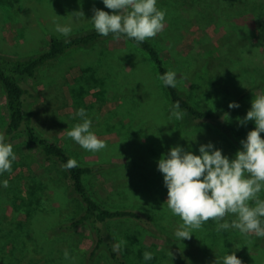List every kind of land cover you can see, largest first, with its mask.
<instances>
[{
	"label": "rangeland",
	"instance_id": "obj_1",
	"mask_svg": "<svg viewBox=\"0 0 264 264\" xmlns=\"http://www.w3.org/2000/svg\"><path fill=\"white\" fill-rule=\"evenodd\" d=\"M185 1L189 5L194 3L191 6L200 11L201 16L194 21L182 15L166 16L164 30L150 39L161 51L169 70L176 73L177 85L188 91L192 102L197 105L207 103L211 110L224 111L225 119L231 123L239 141L246 139L247 133L255 128V123L249 121L241 126L238 118H244L251 108L252 99L264 94V89L251 92L244 99L237 98L240 90L249 87L247 80H264V26L259 28L256 25L250 35L241 34L254 45L250 51L256 54V64L263 67V72H256L243 60L231 63V66L229 63L228 69L224 56L225 66L222 69L210 78L202 75L196 85H191L187 76L198 55L205 56L207 46L218 43L229 31L220 25L214 12L204 13V7L195 0ZM256 2L258 12L263 11L261 5H264V0ZM157 7L160 10L166 8L162 6V0H157ZM94 8L111 11L105 8L102 0H0V55L31 57L38 54L45 49L51 36L64 37L56 32V24L70 25L71 34L93 27L90 19ZM76 11H82L84 18L74 20L70 14ZM224 12L227 11H221L222 14ZM249 17L236 19L235 26L249 25L250 22L246 21ZM226 53L228 58L231 56L230 60L237 58L231 52ZM39 73L37 80L29 81L39 97L33 107L52 139L62 142L72 157L83 165L107 164L102 172L87 178L88 187L96 198L107 206L136 204L141 202L140 199L149 198L138 194L141 189L152 187V198L159 199L161 203L158 213L148 215L153 218L154 231L130 220L110 224L109 233L115 238L113 241H127L121 250L127 261L130 264L197 263L194 256L199 255V252H196L195 239L191 237L179 241L174 235L181 227L182 220L173 215L167 206L163 176L160 173L155 177L159 172L157 162L161 157L154 155L159 154L163 143L166 147L163 155L166 156L169 149L175 146L195 155L198 151L193 150L195 145L199 148L210 142L214 149L222 150L223 155L233 159L237 151L230 142L209 124L191 123L185 116L180 121L169 119L171 105L151 63L139 49L121 39H110L88 48L74 49ZM232 102L238 103L239 108L229 109L228 105ZM81 108L86 110L87 118L92 121L91 130L106 143L105 149L98 152L85 150L67 136L75 124L82 122V118L77 115ZM5 123L6 110L0 88V133ZM261 137L264 138V133H261ZM11 145L17 158L12 164L11 173L5 174V180L21 181L17 188L19 196H25L24 187L30 185L35 188L44 205L63 206L60 199L70 202L68 195H56V189L46 187L49 176L54 175L57 180L56 168L48 163H36L21 136L15 135ZM50 186L57 188V184ZM158 188L162 189L161 193ZM258 196L261 198V192ZM12 201L0 204V215L8 219L14 215L24 219L25 213L15 207ZM72 204H64L65 215L69 214ZM211 230L217 240L226 237L232 240L230 243L238 241L242 256L245 253H257L260 249L264 252V237L245 235L235 228L227 230L230 233L237 230L241 235L224 236L222 230L217 231L216 225ZM251 245L256 249L250 251V254L244 247L249 249ZM146 251L153 253V259L144 260L143 254ZM190 256L194 261L188 259ZM206 259L209 261L208 257ZM210 262L218 264L216 259Z\"/></svg>",
	"mask_w": 264,
	"mask_h": 264
},
{
	"label": "trees",
	"instance_id": "obj_2",
	"mask_svg": "<svg viewBox=\"0 0 264 264\" xmlns=\"http://www.w3.org/2000/svg\"><path fill=\"white\" fill-rule=\"evenodd\" d=\"M195 1L204 7V13L214 12V17L216 15V19L219 18L220 20V25L228 29L229 32L218 43L207 46L205 56L198 55L195 65L190 68L192 70H189L187 76L191 85H196L201 80L202 75L210 78L211 75L222 69L225 66L224 56H226L228 69L231 63L236 61L240 63L243 60L250 68L256 69V72H263V67L256 64V54L250 51V49L253 50L252 46L254 45L251 44V41L243 38L241 34L248 33L247 35H250L255 30L256 25L259 28L264 26V8L263 11L258 12L256 0ZM191 5L185 0H162V6L166 7L163 10H167L166 16L168 18L182 15L189 17L191 21L197 20V17L201 16V12ZM261 6L264 7V5ZM223 10L227 12L222 14L221 11ZM247 16H250L246 20L250 22L249 25L235 26L236 19H243ZM110 39H113L111 34L108 37H102L95 31L94 27H90L71 34L69 37L51 36L45 49L31 57L0 55V88L3 91L6 110V123L2 130L5 135V142L11 144L15 135L24 138L30 155L36 163L40 165L48 163L58 171L57 180L54 179V175L46 179V187L56 189V195H68L70 202L59 198L63 206L73 203L69 214L65 215L63 206L44 205L45 203L39 199L35 188L30 185L24 187L26 195L19 196L17 188L21 181L18 179L13 182L7 180L9 184L7 188L3 187L2 189L3 185H1L0 204L11 203L14 200L12 204L22 209L25 217L19 219L14 215L13 218L8 219L0 215V264H40L41 262L44 264H130L122 251L119 253L113 251V242L115 243V241L109 233L110 224L130 220L149 231L155 230L153 218L148 215L158 213L161 209V203L159 199L152 198L153 188H142L138 194L141 197L149 198L140 199L141 202L136 204L107 206L100 202L89 189L87 178L102 172L107 168V164L83 165L77 161L79 166L76 168L71 170L62 168V165L66 164L69 159L74 158L62 142L52 139L51 133L39 120L38 113L33 107L35 103H38L39 97L29 81L37 80L41 69L57 62L61 56L74 49L88 48ZM121 40L146 55L170 102V109L172 104L178 101L180 109L186 113L185 118L189 122L211 125L230 142L236 151L242 150L231 123L225 119L224 111L211 110L207 103L197 105L192 102L187 90L181 89L178 85L175 88L167 87L159 79L160 76L170 70L161 51L150 38L139 45L125 37H122ZM226 52H231V55L232 53L235 54L237 58L230 60L231 56L228 58ZM246 84L249 87L240 90L238 100L244 99L251 92L264 89V80L257 82L247 80ZM163 144L159 148V154L155 153L154 156L161 157L164 154L166 147ZM195 149H198L197 145L194 146L193 150L196 151ZM195 153L197 155L199 152ZM5 174L0 175V182L5 180ZM158 175L160 172L155 177ZM51 184H57V188L50 186ZM2 190L3 192H1ZM157 190L162 192L161 188ZM260 199L264 200V190L261 191ZM235 218H237L236 215L228 214L225 221L231 223ZM261 220L264 222V218ZM215 225L218 228L217 223L210 220L204 223L201 229L192 231V237L195 239L193 242L195 245L197 244L196 248L198 249L195 251L199 252V255L194 256L197 258L195 264H211L210 261L215 259L218 264H223L224 257L232 253L239 255L236 256L242 261V264H264V252L261 249L257 250V253H250L256 249L254 245H251L252 247L249 249L243 246L244 250L251 255L245 253L242 256V250L238 249L240 246L238 241L237 243H230L232 240L226 237L217 240L211 230L214 229ZM221 234L224 236L227 234L241 235L237 230L233 233L222 230ZM86 240L90 242L88 243ZM65 251L69 253L70 257L67 260L64 258ZM206 257L209 261H206ZM188 259L194 261L191 256Z\"/></svg>",
	"mask_w": 264,
	"mask_h": 264
},
{
	"label": "clouds",
	"instance_id": "obj_3",
	"mask_svg": "<svg viewBox=\"0 0 264 264\" xmlns=\"http://www.w3.org/2000/svg\"><path fill=\"white\" fill-rule=\"evenodd\" d=\"M102 3L111 11L94 8L90 19L102 37L111 34L114 41L125 37L139 45L165 28L166 10L158 9L157 0H102ZM70 16L77 20L84 18V13L76 11ZM55 30L64 37L72 33L70 25L56 24ZM159 79L167 87L177 85L174 71L164 73ZM239 106L235 102L228 105L229 109ZM185 114L177 101L172 104L169 119L180 121ZM77 115L82 122L75 124L67 136L85 150L98 152L105 149L106 143L91 130L92 121L87 118L86 110L79 109ZM249 121H254L255 128L240 141L242 150H238L233 159L223 155L222 150L214 149L209 142L199 146V155L175 146L158 160L157 170L167 189V206L182 220L174 234L179 241L190 239L193 230L201 229L210 220L218 224L217 231L235 228L245 235L264 237L261 220L264 218V200L258 196L264 190V138L261 137L264 133V94L253 98L250 110L243 119L238 118L241 126ZM16 158L12 145L6 143L5 135L0 133V175L11 173ZM78 166L76 160L69 159L62 168L71 170ZM2 183L5 188L9 186L7 180ZM228 214H236L237 219L226 222ZM126 244L127 241L121 239L113 244V251L119 253ZM64 258H70L67 251ZM143 258L151 260L153 253L146 251ZM223 264H242V261L232 253L224 257Z\"/></svg>",
	"mask_w": 264,
	"mask_h": 264
}]
</instances>
